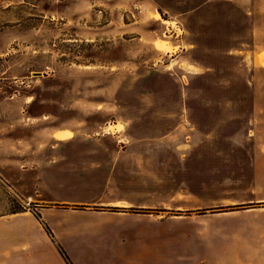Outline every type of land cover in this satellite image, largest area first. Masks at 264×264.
I'll return each mask as SVG.
<instances>
[{
	"label": "rangeland",
	"instance_id": "rangeland-1",
	"mask_svg": "<svg viewBox=\"0 0 264 264\" xmlns=\"http://www.w3.org/2000/svg\"><path fill=\"white\" fill-rule=\"evenodd\" d=\"M262 54L264 0H0V264L40 212L71 264H264Z\"/></svg>",
	"mask_w": 264,
	"mask_h": 264
},
{
	"label": "crops",
	"instance_id": "crops-1",
	"mask_svg": "<svg viewBox=\"0 0 264 264\" xmlns=\"http://www.w3.org/2000/svg\"><path fill=\"white\" fill-rule=\"evenodd\" d=\"M56 131H69V130H67V129H58V130H56ZM55 131V132H56ZM54 132V133H55ZM53 133V134H54ZM52 137H53V135H52ZM55 139V138H54ZM56 140V139H55ZM69 141V140H68ZM68 141H66V142H68ZM65 142V144H68V143H66ZM64 142H62L61 144H63ZM105 205H107V204H105ZM112 206H114V207H124V208H127V205L126 204H124V203H114V204H111ZM83 209H88V208H83ZM117 209H119V208H117ZM86 210H79L80 212H82V213H87V211ZM115 211V210H114ZM115 212H117V210L115 211ZM101 213V212H100ZM17 215V213H12V216H16ZM39 216H40V220H42L43 221V225L45 226L44 228L45 229H43L42 230V228H39L38 230H33V233H31L30 235H29V237L27 238L28 240H27V242H29L30 244H31V246L28 244V246L27 247H31V248H33L32 250H31V253H25L26 255H29V254H31V256H28V257H26V259H27V261L26 260H23V264H36V263H38V264H40V262L42 261L41 260V258H40V256H39V254H37L36 255V253H39V251H40V248H39V246H37L38 244H40V240H41V236L43 235L51 244H54V246H55V249L57 250V247L59 246V247H61V246H64V245H62L58 240H57V237H56V234H55V232H54V230H53V228H52V226H53V221H52V219L50 218L51 216L49 215V214H43V213H41L40 212V214H38ZM41 221V222H42ZM37 223H39L38 221H37ZM39 225V227H41L40 226V223L38 224ZM26 240V237L24 238V241ZM23 250V248L22 249H20L19 248V250H17V255L20 257L21 256V254H22V252L24 251H22ZM29 251V250H28ZM57 253H58V251H57ZM58 255L60 256V254L58 253ZM62 259V258H61ZM63 260V259H62ZM63 262H64V260H63ZM65 263V262H64ZM10 264H13V262L12 261H10ZM15 264H17V262H15ZM18 264H22L21 263V260H19L18 261Z\"/></svg>",
	"mask_w": 264,
	"mask_h": 264
},
{
	"label": "bare ground",
	"instance_id": "bare-ground-1",
	"mask_svg": "<svg viewBox=\"0 0 264 264\" xmlns=\"http://www.w3.org/2000/svg\"><path fill=\"white\" fill-rule=\"evenodd\" d=\"M157 17L159 18V15L156 13L155 15H154V19H157ZM155 47L157 48V49H159V50H163L164 49V44L163 43H155ZM258 62L264 67V54H262V55H259L258 56ZM115 127H117V126H115ZM120 127V126H119ZM109 130H111V127H110V129ZM54 138L56 139V140H58V141H66L67 140V138H68V135H67V133L66 132H63V131H59V132H56L55 134H54Z\"/></svg>",
	"mask_w": 264,
	"mask_h": 264
},
{
	"label": "trees",
	"instance_id": "trees-1",
	"mask_svg": "<svg viewBox=\"0 0 264 264\" xmlns=\"http://www.w3.org/2000/svg\"><path fill=\"white\" fill-rule=\"evenodd\" d=\"M57 249H58V253H59L60 256L62 257V259L64 260V262H65L66 264H71V262H70L68 256L64 253V251H63L59 246L57 247Z\"/></svg>",
	"mask_w": 264,
	"mask_h": 264
},
{
	"label": "water",
	"instance_id": "water-1",
	"mask_svg": "<svg viewBox=\"0 0 264 264\" xmlns=\"http://www.w3.org/2000/svg\"><path fill=\"white\" fill-rule=\"evenodd\" d=\"M36 75H40V74H36Z\"/></svg>",
	"mask_w": 264,
	"mask_h": 264
},
{
	"label": "snow or ice",
	"instance_id": "snow-or-ice-1",
	"mask_svg": "<svg viewBox=\"0 0 264 264\" xmlns=\"http://www.w3.org/2000/svg\"><path fill=\"white\" fill-rule=\"evenodd\" d=\"M157 19H158V17H157Z\"/></svg>",
	"mask_w": 264,
	"mask_h": 264
}]
</instances>
